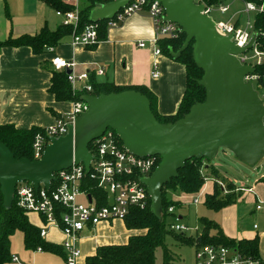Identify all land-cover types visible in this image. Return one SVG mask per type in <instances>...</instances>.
Segmentation results:
<instances>
[{"label": "water", "instance_id": "obj_1", "mask_svg": "<svg viewBox=\"0 0 264 264\" xmlns=\"http://www.w3.org/2000/svg\"><path fill=\"white\" fill-rule=\"evenodd\" d=\"M112 0L94 8L89 19L96 24L111 20L129 2ZM159 3L165 22L176 24L185 36L181 48L170 52L177 59L192 43V60L202 71L198 86L205 91L203 103L194 104L188 114L173 124H160L145 96L126 91L117 94L84 95L87 110L64 137L51 139L39 160H16L0 143V192L3 207L12 206L15 188L28 183L35 189H48L54 174L82 163L86 174L92 159L88 146L107 130L119 138L124 150L139 157H158L160 162L149 178L141 182L150 199V213L162 221V188L177 178L185 163L212 162L226 151L238 162L255 166L264 156V104L251 82L244 78L254 69L242 66L237 56L250 50L257 39L253 34L247 46L238 48L231 36L222 37L214 24L201 14L193 0H149ZM66 71V75H70Z\"/></svg>", "mask_w": 264, "mask_h": 264}, {"label": "crops", "instance_id": "obj_2", "mask_svg": "<svg viewBox=\"0 0 264 264\" xmlns=\"http://www.w3.org/2000/svg\"><path fill=\"white\" fill-rule=\"evenodd\" d=\"M81 5L85 8L88 3L81 0ZM56 12L39 0H0V42L8 38L36 35L44 27L50 32L56 31L61 25V18ZM153 39L152 21L145 13H139L114 29H106L105 39L90 49L73 45L71 36L64 37L52 53L41 55H34L28 47L1 48L0 126L11 124L20 130L47 129L72 112L73 103L57 102L48 92L51 75L42 65L45 62L50 64L55 57L73 63L74 68L70 72L74 76L86 73L96 84L144 87L152 94L159 116L175 115L185 92V68L165 55H155L151 45ZM139 43H145L146 47L139 48ZM154 64L156 69L153 68ZM98 70L103 71L101 76L97 75ZM153 73H157V77H152ZM214 168L218 176L207 178L211 180H207L199 192L196 198L199 202L201 197L204 202L205 195L212 193L215 182L221 183L225 190L231 183L220 180L221 174ZM258 181L245 188H238L232 183L236 204L216 213L219 214L216 222L229 239L257 238L259 257L264 262V237L260 236L264 231V209L255 211L257 204L264 205V176ZM171 197L183 206L187 204L186 199L189 201V196L183 194H173ZM32 217L33 222L29 215L28 221L38 228L39 217ZM179 220H182V216H179ZM254 225L258 226L255 231ZM141 234L143 232L128 231L121 220L100 223L93 230H85L79 242L80 258L77 264H85V260L101 246L125 245L130 237ZM62 239L52 229L47 234L46 242L60 245ZM10 253L17 260L13 264H63L64 261V256L27 251L22 235L12 236Z\"/></svg>", "mask_w": 264, "mask_h": 264}, {"label": "built area", "instance_id": "obj_3", "mask_svg": "<svg viewBox=\"0 0 264 264\" xmlns=\"http://www.w3.org/2000/svg\"><path fill=\"white\" fill-rule=\"evenodd\" d=\"M62 2L71 10L57 11L56 15L61 18L62 26L72 28L71 43L83 48L96 45L98 23L86 25L78 32L80 12L83 9L81 0ZM193 3L202 8L201 14L214 24L218 35L231 36V42L238 48L247 46L251 36L256 34L255 18L264 12V0L252 2L233 0L229 4L225 0H193ZM235 4H239L240 7H234ZM139 13H145L152 21L154 39L151 45L154 47V54L161 55L159 42L178 39L181 33L176 24L165 22L164 9L157 2L149 0L129 2L111 20L106 21V29H114L127 18ZM214 14L221 16V19L215 21ZM257 41L258 36L252 48L236 59L242 66L254 69V74L246 76L244 81L251 82L252 87L255 84L257 89L264 93V73L255 74V67L264 66V46ZM137 46L141 49L146 47L145 43H139ZM46 52L52 53L53 48H46ZM50 65L55 72L66 73L74 68L73 63L56 57L51 59ZM153 68L156 69L155 64ZM102 74V70L97 71V75ZM152 77H157V73H153ZM68 83L73 93L92 90L89 75L86 73L80 76L70 73ZM86 110L87 105L82 101L73 103V110L69 115L59 119L55 126L44 129L42 134H38L32 144L34 160L41 158L51 139L64 137L68 127L73 126L75 120ZM88 150L92 159L87 174L82 163L78 165L73 163L69 169L53 175L54 180L48 189L42 185L35 189L28 183L18 184L15 188L13 200L16 208L26 215L33 214L40 219L39 238L46 241L47 234L52 229L63 237L59 245L64 253L63 264H77L80 258L79 242L85 230H93L100 223L122 221L131 209H143L147 206L149 197L141 180L149 178L159 164L158 157L139 158L124 150L122 143L110 130L92 141ZM215 183L223 194H227L221 183ZM80 199L83 202H80ZM193 203L198 204V200L194 199ZM263 209L262 204L255 206L257 212ZM174 212V208L171 207L167 210L168 214ZM257 229L258 226L254 225L253 230ZM170 230L182 233L187 231V227L172 224ZM260 236L264 237V231ZM34 252L43 251L38 247ZM194 258L195 264H264L260 259L253 260L228 248H197L194 250ZM16 262L17 260L12 258V263Z\"/></svg>", "mask_w": 264, "mask_h": 264}, {"label": "trees", "instance_id": "obj_4", "mask_svg": "<svg viewBox=\"0 0 264 264\" xmlns=\"http://www.w3.org/2000/svg\"><path fill=\"white\" fill-rule=\"evenodd\" d=\"M39 1L48 5L53 10L60 12L71 10L70 7L62 4L61 0ZM110 1L86 0L88 6L83 8L80 12L78 32H81L84 26L93 24L90 21L89 16L94 8ZM240 1L252 2L254 0ZM98 24V42H100L105 39L106 21L99 22ZM254 28L258 36L257 43H261L264 46V12L255 18ZM71 34V27L60 25V27L54 32H50L44 27L36 35L8 38L4 42H0V49L3 47H28L34 55H41L46 53V48L56 47L64 37L71 36ZM184 40L185 36L180 34L178 39L162 40L158 44L162 55L167 56L185 68V92L177 113L173 116H159L155 111L152 94L144 87H118L112 84H96L92 79H89V84L92 88L91 92L82 91L73 93L68 83V76L66 73L55 72L50 64L45 62L42 67L51 75L48 92L54 96L57 102L76 103L80 102L81 97L84 95L97 97L99 95L134 91L148 99L151 112L160 124H173L188 114L194 104L203 103L205 100V91L197 84V81L202 78L203 73L195 66L192 60V43L179 58L173 59L170 56V52L175 53L181 48ZM94 46L88 47L87 49L93 48ZM263 73L264 66L255 67L256 75H261ZM43 131L44 129L40 128L20 130L11 124L1 125L0 143H2L13 154L16 160L28 159L34 161L32 144L35 137L38 134H42ZM114 135L116 134L114 133ZM116 138L120 141L117 136ZM157 160L159 163L160 159L157 158ZM217 176L218 173L213 165L204 159H193L186 162L185 167L178 171L177 178L172 179L169 184L162 188V221H159L150 213V199H148L145 208L131 209L129 214L122 220L128 231L143 232V234L130 237L125 245H108L97 248L95 254L85 260V264H154L155 252L159 248L162 249L163 254L162 264H176V257L166 246L165 241L167 237H171V239L177 244L192 247L194 250L201 247L228 248L253 260H259L257 238L239 241L229 239L224 236L220 225L216 221L201 218L199 220L201 231L200 234L195 236H188L184 232L176 233L175 231L170 230L172 224H166V219L174 216V214L167 213V210L170 207L174 209H178L179 207L183 208L181 202L172 201L168 198V192L187 196L197 195L203 188L207 178H215ZM226 189L227 194H221L222 191L220 187L214 183L212 193L210 195H205L203 202L205 209L218 213L223 209L236 204L237 197L234 194L232 183H229ZM17 232L21 233L23 245L27 251L34 252L39 247L44 253L64 256L59 245L50 244L39 238V228L30 224L28 221V215L16 208L14 200L11 208L5 209L3 207V196L0 192V264H13L10 253V243L12 236Z\"/></svg>", "mask_w": 264, "mask_h": 264}, {"label": "rangeland", "instance_id": "obj_5", "mask_svg": "<svg viewBox=\"0 0 264 264\" xmlns=\"http://www.w3.org/2000/svg\"><path fill=\"white\" fill-rule=\"evenodd\" d=\"M232 1L233 0H225L227 4L231 3ZM234 7L240 6L239 4H235ZM220 19L221 16H219L218 14H214L215 21H219ZM253 87L256 91H258L260 99L264 102L263 91L258 90L255 84ZM209 163L216 167L217 170H219L221 174V176H219L220 180H222L224 183L226 181H231V183L236 185L238 188L252 186L258 180H260L262 176H264V156L255 166L250 167L238 162L228 152L220 150L216 158ZM207 180L208 179H206L205 183L207 182ZM173 194L175 195L176 193L168 192V198L171 199V196H173ZM221 194H223V192ZM197 196L198 194L189 196V201L186 199L185 202H187V204L185 203V206H183V208L179 207L178 209H174V216L167 218L166 224H181L183 226H186L187 231H185L184 233L188 236H195L200 234L201 230L199 220L201 218L217 221L219 218V214L216 215L215 212L205 209V207L203 206L202 197L200 202L198 201V204L193 203V200L196 199ZM79 201L83 202L82 199H80ZM32 216L33 215H29L30 220L33 222ZM179 216H182V220H179ZM15 235H17V237H20L21 233L17 232ZM165 243L169 251H171L172 254L176 257V264H195L194 248L177 244L171 239V237H167ZM162 258V249L159 248L155 252L154 264H162Z\"/></svg>", "mask_w": 264, "mask_h": 264}]
</instances>
